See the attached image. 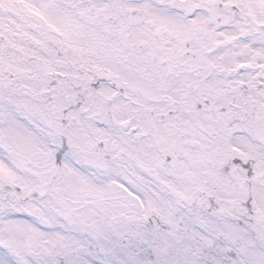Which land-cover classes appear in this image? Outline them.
Instances as JSON below:
<instances>
[{"label":"snow or ice","instance_id":"obj_1","mask_svg":"<svg viewBox=\"0 0 264 264\" xmlns=\"http://www.w3.org/2000/svg\"><path fill=\"white\" fill-rule=\"evenodd\" d=\"M0 264H264V0H0Z\"/></svg>","mask_w":264,"mask_h":264}]
</instances>
